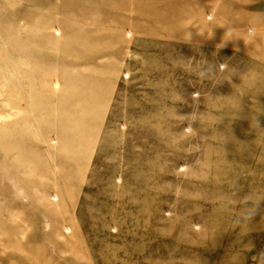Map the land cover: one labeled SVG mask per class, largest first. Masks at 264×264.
<instances>
[{"label":"rangeland","instance_id":"rangeland-1","mask_svg":"<svg viewBox=\"0 0 264 264\" xmlns=\"http://www.w3.org/2000/svg\"><path fill=\"white\" fill-rule=\"evenodd\" d=\"M0 264H264V0H0Z\"/></svg>","mask_w":264,"mask_h":264},{"label":"clouds","instance_id":"clouds-1","mask_svg":"<svg viewBox=\"0 0 264 264\" xmlns=\"http://www.w3.org/2000/svg\"><path fill=\"white\" fill-rule=\"evenodd\" d=\"M229 31L230 30L227 29V32H226V35H225V37H229V38L228 39H225V40L232 39L229 36ZM256 34H257V29H256V27H255V25L253 23L247 29V32H246V36L248 37L247 39H245L244 36H236L235 38H243V40L245 41L246 44H251L253 42ZM257 208H258V205H254L253 208L248 212L249 218H251V216L256 212Z\"/></svg>","mask_w":264,"mask_h":264}]
</instances>
